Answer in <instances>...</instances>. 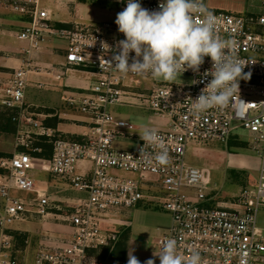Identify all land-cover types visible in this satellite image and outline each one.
I'll return each mask as SVG.
<instances>
[{"label":"built area","instance_id":"obj_1","mask_svg":"<svg viewBox=\"0 0 264 264\" xmlns=\"http://www.w3.org/2000/svg\"><path fill=\"white\" fill-rule=\"evenodd\" d=\"M5 1L13 12L29 17L28 24L16 35L28 43V48L23 50V65L2 89L0 106L14 113L17 147L40 152L32 146L35 137L54 141L50 159L20 151L0 160V168L6 171L0 175V196L4 200L0 208V264H21L5 252L12 247V237L6 232L9 227L27 221L29 215L40 219L50 215L52 203L47 191L37 188L31 174L35 170L65 178L72 190L85 194L63 218L71 229L70 239L40 250L35 264H122L113 262L108 255L117 236L104 231L102 222L111 211L135 208L153 200L171 216L168 232L156 242L159 251L163 242L171 238L177 241L179 254L187 259L198 252L202 264H264V229L259 226V214L264 211V0H252L259 1V5H252L246 16L212 12L218 21L217 35L234 42L232 48L246 64L243 72L251 74L239 81V92L228 106L200 116L190 112L191 99L195 100L212 79L204 76L212 67L210 57H205L199 73L184 72L197 83L185 87L163 85L149 94H138L139 102L146 103L156 117L168 121L164 127L156 128L168 149L170 160L166 165L153 158L158 148H143L144 141L137 136L134 124L117 120L113 114V108L133 104L130 99H136L139 79L151 77L124 75L107 63L112 62L116 42L125 39L117 25L56 26L42 0ZM116 2L121 12L126 0ZM139 2L148 10H159L163 0ZM201 18L195 16L197 22ZM52 41L65 43V72L80 69L96 78L88 89L63 98L90 121L89 132L80 140L56 135L35 117L26 102L29 76L53 73L36 67L31 58ZM56 78L60 80L61 75ZM242 132L249 134L251 149L261 160L259 177L232 201L211 205L218 192L205 182L200 168L187 162V152L192 145L202 146L209 141L225 145L231 140L241 142ZM133 141H137L134 149L115 148L119 142ZM142 148L144 154L140 155ZM83 162L92 163L90 173L78 171ZM144 188L163 194L155 196ZM21 193L34 197L23 198Z\"/></svg>","mask_w":264,"mask_h":264},{"label":"crops","instance_id":"obj_2","mask_svg":"<svg viewBox=\"0 0 264 264\" xmlns=\"http://www.w3.org/2000/svg\"><path fill=\"white\" fill-rule=\"evenodd\" d=\"M99 1L103 2V0ZM52 4H54L56 10L61 12L65 9V4H75V0H42V5L48 8L51 13L54 25H72L73 22L70 19H63L59 14L53 13L51 9ZM28 21L29 17L27 15L13 12L7 6L5 0H0V97L2 96V89L10 81L11 74L16 69L21 68L23 61L26 59L23 50L28 48V43L18 40L16 35L28 24ZM110 34L108 33V35ZM31 58L36 67H43L47 71L53 70V73L49 75L31 74L29 76L26 102L30 105V111L45 127L51 129L54 133L65 139L80 140L89 132L90 121L88 117L80 114L65 103L63 98L70 93L82 92L88 89L96 80L95 76L88 73V71L80 69L65 72V67L63 66L65 64V46L55 45L54 41L47 44L41 52L32 55ZM57 75H61L60 80L56 78ZM143 79H149L148 88L144 91H142ZM191 82V76L186 73H183L180 78L172 82L156 80L152 77L142 78L137 81V89L135 90L136 99H130V102L133 104L127 107L135 108V110H138L137 113H142L143 118L146 119L145 124H134L139 138V132L143 127L149 126L153 128L155 125L157 128H162L168 121L167 119L156 117L146 103L143 105L142 102H139L137 100L138 94H149L154 89L163 85L185 87L189 86ZM121 108H113V113H116V111L120 113ZM13 114L12 110L0 106V160L9 159L21 151V148L16 145L17 125L9 120V116ZM233 142L236 143L238 141ZM127 143H135L137 145V141ZM192 147H196V145H192L190 148ZM91 170L92 163L90 162H83L78 165V171L81 173H90ZM36 172L47 175L43 179H37L36 176L33 177L35 178L37 188L47 191L52 207L49 217L40 219L29 215L27 221L16 222L6 231L12 237V247L5 252L12 258L17 259L21 264H35L36 255L40 250L48 249V245L52 246L70 239L71 229L68 222L63 218L68 214L66 211L68 208L74 206L79 199L85 198V194L71 189L67 179L47 172L35 170ZM5 173L6 171L0 168V175ZM20 195L23 198H28L27 195L32 194L21 193ZM32 196L34 197V195ZM217 204L221 205L222 203L214 200L211 205ZM3 205L4 200L0 196V208ZM260 227L264 229V227ZM1 234L0 230V241ZM108 255L112 261L116 260V262H120L122 259L117 254V247Z\"/></svg>","mask_w":264,"mask_h":264},{"label":"clouds","instance_id":"obj_3","mask_svg":"<svg viewBox=\"0 0 264 264\" xmlns=\"http://www.w3.org/2000/svg\"><path fill=\"white\" fill-rule=\"evenodd\" d=\"M197 14L202 17L199 22L195 19ZM115 24L125 39L116 42L112 62L107 63L121 74L150 75L156 80L172 82L188 70L199 73L205 57L211 58L212 67L204 76L212 79L195 100L191 99L193 116L228 106L239 92V81L250 78V73L243 72L246 64L232 48L234 42L217 35V17L202 0H163L159 10H148L139 0H126V7L117 13ZM139 136L144 141L143 148L148 145L159 149L153 156L155 161L160 165L169 163L168 149L155 128L145 126ZM143 148L140 155L144 154ZM153 255L160 264H202L198 252L187 259L179 254L177 241L171 238ZM127 264H140L132 251L128 253ZM144 264L155 262L148 259Z\"/></svg>","mask_w":264,"mask_h":264},{"label":"rangeland","instance_id":"obj_4","mask_svg":"<svg viewBox=\"0 0 264 264\" xmlns=\"http://www.w3.org/2000/svg\"><path fill=\"white\" fill-rule=\"evenodd\" d=\"M202 2L213 13L233 16H246L253 6L259 5V1L252 3V0H202ZM51 6L53 13L59 14L63 19H70L73 24L79 23L92 27H101L106 23L115 25L116 15L119 13L116 0H104L103 2L75 0V4H65V9L61 12L55 9L54 4ZM54 43L58 46H65L62 41H54ZM148 81L149 79L142 80V91L148 88ZM137 112L138 110L135 108L125 106L120 109V113L116 111L113 114L117 119L138 125L145 124L146 119L143 118L142 113ZM153 128L157 127L154 125ZM240 138L242 141L238 143H245L241 146L209 141L203 143L202 146L192 147L187 152V162L202 170L205 182L217 190L216 200L221 203L237 198L242 189L253 185L260 174L261 160L251 149L252 139L245 132L241 133ZM34 139L33 147L37 141L36 137ZM232 143L235 142L232 141ZM135 147V143L127 142L117 143L115 146L119 150H131ZM31 174L37 179L47 176L35 173V171ZM144 191H149L155 196L163 194L162 191L154 188H144ZM27 197L31 199L33 196L27 195ZM69 210L70 208L66 210L67 213ZM170 224V214L163 209L158 201L153 200L141 203L135 208L111 211L102 222V229L117 236L113 249L117 247V254L122 257L120 261L122 264H127L129 251H132L140 264H144L148 259H153L155 264H159V258L153 255L154 252H159L156 242L168 232ZM259 226L264 227V211L259 214ZM108 264L111 263L108 262Z\"/></svg>","mask_w":264,"mask_h":264},{"label":"trees","instance_id":"obj_5","mask_svg":"<svg viewBox=\"0 0 264 264\" xmlns=\"http://www.w3.org/2000/svg\"><path fill=\"white\" fill-rule=\"evenodd\" d=\"M12 116L11 115L9 116V120L11 121H12ZM53 141H54V138L40 137L38 138L34 146L35 148L39 149L40 152L27 151L24 148H21V151H27L30 155H32L35 158L50 159L53 154ZM232 141L233 140L230 141L231 146H236V145L241 146V144H245V143H238V142L232 143Z\"/></svg>","mask_w":264,"mask_h":264}]
</instances>
